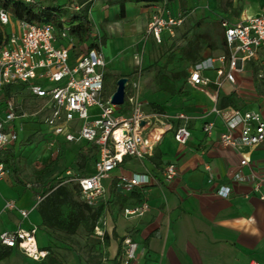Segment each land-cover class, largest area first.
Segmentation results:
<instances>
[{"label": "crops", "instance_id": "crops-1", "mask_svg": "<svg viewBox=\"0 0 264 264\" xmlns=\"http://www.w3.org/2000/svg\"><path fill=\"white\" fill-rule=\"evenodd\" d=\"M213 2H207L205 7H214L215 2ZM95 4L96 27L98 28V25L107 19L106 32L110 30L115 32V16L119 14V5L114 3L105 7L97 2ZM179 4L152 6L154 10L152 14L140 5H127L126 18L123 19L130 20L131 28L128 29L127 39L113 34L106 38L105 44L102 45L108 61L107 71L116 78V81L122 77L133 78L137 75L138 61L135 60L137 54L134 53V46L138 45L137 48L141 51L143 49L144 52L149 51L152 39L150 37L146 39L144 36H138L139 39H136L137 36H133V32L138 35L139 30L147 27L148 17L152 18L159 11H164L165 17L182 16ZM201 6L203 10L204 7ZM233 6L232 4L231 7ZM190 8L191 4L188 0L187 9ZM263 9L264 0H243V7L237 17L223 20L236 24L244 16L258 15ZM111 12L116 14L112 15ZM212 22L214 24L216 21ZM221 23L222 21L220 25ZM179 29L176 28L172 34L166 32L164 37L170 35L179 38ZM112 38H116L114 40L116 47L111 50L115 51V54H111L109 50ZM180 38V43L184 42L185 45L175 51V57L162 61L161 68L154 66L153 61L147 60L138 78L145 111L160 112L170 116L186 113L193 117L190 123L191 138L185 145H181L174 139V130L169 131L156 147L154 157L143 160L126 157L124 162L112 172L111 177L104 182L105 200L95 206L96 209L102 208L97 227L103 232V236L107 235L109 238V246L102 247L103 264H124L126 240L138 244L136 260L132 264H264V200L260 198V194H264V186L261 191H255L258 179H264V142L254 147L239 146L237 149L221 145L220 135L225 130L224 123L220 117L211 114L213 103L206 94V90L217 92L219 106L226 111L252 108L264 115V95L260 91L261 80L256 78L254 67L248 65L244 72L238 75L235 85L223 80L219 88L214 84L207 89L193 86L188 81L193 65L207 59H218L227 52L226 45L222 43V38L225 39L224 32L218 33L211 25V28H204L200 35L192 29L186 35L182 34ZM105 47L108 49L106 50ZM186 51L190 52L189 56H196L197 60L193 62L185 59ZM220 66L217 60L215 68L205 71L203 75L213 82L218 80L217 69ZM162 75L169 77L178 75L175 81L177 95L160 91L158 81ZM1 108L0 115L3 116ZM206 122H213L215 125L211 135L203 131ZM172 124L177 128L181 122L173 120ZM14 125L19 137L20 133L26 132L27 129L32 131L26 135L24 141L18 140L1 154L6 166L8 164L5 159H10L11 155L18 165L19 156L27 157L38 151L33 142L39 129L37 120L20 119ZM238 136V132H235V139H238ZM41 139L44 148L38 153L39 157L49 152L46 150L49 148L47 139L42 134ZM80 148L84 149V154L90 151L94 153L91 161L81 165L83 171L87 173L79 177L82 178L94 172V163L98 158L97 149L87 143H67L63 138H58L55 147L58 153ZM245 158L249 163L242 166L241 161ZM169 164H176L178 176L166 182L164 171ZM207 167L213 173V180L209 178ZM7 169L8 175L0 182L5 183L6 190V193L0 190L2 195L0 234L14 231L21 226L37 227L38 244L49 252V256L42 263L33 261L34 263L87 264L83 252V249H86L85 245H91L92 241H98L103 236L88 237L84 228H80L74 236L51 230L43 226L38 206L31 211L27 219H22L15 212H2L8 200H15L22 209L31 210L39 198L36 197V192L30 191V188L25 190L21 188L22 185L14 186L10 178L9 166ZM136 174H147L151 177L148 186L134 190L141 195L142 201L148 202L149 210L142 217L127 218L123 215V209L140 202L131 198L133 192L126 193L117 189L116 182L121 175ZM221 187L231 189L229 197L223 198L217 194ZM118 196L127 199L125 205L112 207ZM5 250H10L12 255L21 254L18 250L0 247V252ZM119 253H122L121 257Z\"/></svg>", "mask_w": 264, "mask_h": 264}, {"label": "built area", "instance_id": "built-area-1", "mask_svg": "<svg viewBox=\"0 0 264 264\" xmlns=\"http://www.w3.org/2000/svg\"><path fill=\"white\" fill-rule=\"evenodd\" d=\"M71 8L76 11L79 9L77 5ZM0 22L8 28V36L0 45V108L4 113L0 115V182L9 173L1 154L19 140L14 124L27 116L19 114L13 94V91L20 89L27 91L34 100L43 102L47 116L42 124L46 131L40 127L38 131L47 139L49 149L58 153L55 149L58 138H63L67 143H87L97 149L94 172L90 176L72 180L79 186L81 200L91 207L105 200L104 182L126 157L136 160L154 157L156 147L172 130L178 144L185 145L191 138L190 123L193 117L186 113L170 116L145 111L138 78L141 69L135 77L127 78L124 104L113 105V94L109 95L106 88L108 61L102 45L95 49L85 45L79 47L78 41L71 35L72 26L67 21L62 20L59 30L53 24L38 25L26 20L12 22L10 14L1 9ZM183 22L181 15L165 17L164 11H159L151 18L148 33L157 43H162L165 33L172 34ZM221 26L227 52L218 59L194 64L188 81L195 87L206 89L211 84L221 87L223 80L235 85L238 75L248 65L254 67L258 80H264V9L258 15L244 16L236 24L223 20ZM217 60L221 64L217 69L219 78L213 82L203 73L214 69ZM137 65L140 66L139 63ZM17 86L21 88H15ZM8 89L12 90L9 95ZM206 94L213 103L211 114L220 117L224 123L225 130L220 135L221 145L237 149L239 146L254 147L264 142L262 113L252 109L226 111L219 106L217 92L206 90ZM173 120H179L180 126L173 127ZM214 130L213 122L203 125L207 135H211ZM235 132L239 134L238 139L234 137ZM248 163L246 158L241 161L242 166ZM207 171L210 180H213L209 167ZM177 176L176 164H169L164 171L165 181L170 182ZM150 178L147 174L121 175L116 187L132 193L148 186ZM263 186L264 179H258L255 191H261ZM28 188H31L30 185ZM230 192V188L221 187L217 194L227 198ZM260 198L264 200V194L261 193ZM41 200L39 197L31 210L22 209L15 200H8L2 212H15L22 219H27ZM148 210V202L143 200L125 207L123 215L127 218L142 217ZM95 235L102 237L103 232L96 227ZM37 236V227L21 226L0 234V247L18 250L24 257L42 263L48 258L49 252L39 246ZM125 244L123 263L132 264L136 260L138 244L131 240H126Z\"/></svg>", "mask_w": 264, "mask_h": 264}, {"label": "trees", "instance_id": "trees-1", "mask_svg": "<svg viewBox=\"0 0 264 264\" xmlns=\"http://www.w3.org/2000/svg\"><path fill=\"white\" fill-rule=\"evenodd\" d=\"M37 0L35 3H26L24 0H0V10H6L11 17V21L26 20L34 24H53L58 30L62 27V20L67 21L72 26L71 35L78 41L79 47L87 46L89 49L99 48L101 41L94 36V21L91 16L93 0ZM180 3L181 14L187 15L188 0H178ZM119 5V16L121 19L126 18V8L128 4H137L142 7L157 6L168 4L169 0H116ZM77 5L76 11L71 8ZM231 7L232 3H228ZM7 27L0 22V45L8 36ZM164 37V36H163ZM105 41V39H104ZM223 45L226 41L222 38ZM194 51V50H193ZM191 52V54L193 53ZM190 52L184 53V58L190 61H196V56H189ZM178 75H162L159 78L158 86L160 91L177 95L175 81ZM119 79H117L118 81ZM117 86L114 88L116 91ZM12 90L8 89L7 95ZM10 169V178L14 186H21L20 169L16 164L15 158L11 155L10 159H5ZM54 167V162H49L44 169L36 172V177L42 180L44 175L49 173ZM36 197L42 200L38 205V212L42 219L43 226L64 233L67 236H74L80 228H84L88 237L95 236V228L101 214L102 208H95L87 205L81 200L78 184L74 185L73 181L58 182L52 181L43 185L40 191L35 193ZM131 198L138 202L142 201L141 195L133 192ZM127 199L118 196L113 202L114 205L123 207ZM109 238L104 235L98 241H92L91 245H85L83 252L86 256L87 264H103L104 252L102 247H108ZM104 244V245H103ZM85 250V251H84ZM10 250L0 252V262L11 257ZM122 253H119L121 257ZM117 260L114 261L116 263Z\"/></svg>", "mask_w": 264, "mask_h": 264}, {"label": "rangeland", "instance_id": "rangeland-1", "mask_svg": "<svg viewBox=\"0 0 264 264\" xmlns=\"http://www.w3.org/2000/svg\"><path fill=\"white\" fill-rule=\"evenodd\" d=\"M65 0H61L60 2L63 3ZM191 4V8L188 9L187 15L183 16L185 18L184 25L182 27H179L178 30L180 33L179 38L172 37L170 35L165 36L162 39V43H157L153 37L148 33L149 24L151 21V16L148 17V24L146 28H143L142 30L138 31V35L133 32V36H137L136 39H139V37L144 36V38L147 39V37H150L152 39L151 44H149V51H145L144 49L141 51L139 50L138 45L134 46V53L137 54V58L135 57V60L138 61L140 66H137V71L139 69L144 68V63L147 62V60L153 61L154 66L161 68V62L167 61L169 57H175V51L179 47H183L184 42L181 44L180 40L183 35H186L189 31L192 29L195 30V33H200L203 31V29L209 27L211 28V25H213L217 32L220 34H223L224 30L220 25V22L223 21L224 18L231 20L233 17H237L238 12L241 11L243 7V0H189ZM215 2L214 7H205L207 2ZM100 3L103 6L112 5L116 2V0H93V7L91 10V16L94 21V8L95 3ZM213 2V3H214ZM179 4L178 0H169V4ZM228 3H232L234 6L230 7ZM202 5V6H201ZM204 5V6H203ZM105 6V7H106ZM201 7H204L203 10H201ZM213 6V4H212ZM180 7V4H179ZM152 6L145 7L144 9H148L150 11V14L154 12L152 9ZM200 8V9H199ZM221 10H224L221 11ZM202 11V12H200ZM112 15L116 14L115 12H111ZM125 19V18H124ZM133 19V18H132ZM115 28L116 31L110 30V34H108L106 31H108L107 27V19H104L99 27H96L95 21V27H94V36H96L99 41H101V45H104L105 41L104 39L108 38L111 35H115L119 38L127 39V34L129 33L128 29L131 28L129 26L130 20H123L120 18L119 14L115 16ZM216 21L213 22L212 21ZM114 22V21H113ZM101 35V36H100ZM139 36V37H138ZM187 38V37H186ZM116 38L111 39V46H109V50L111 54H115V51H111L112 49L116 47L115 40ZM187 40V39H185ZM150 43V42H149ZM181 45H180V44ZM59 45V44H58ZM57 45V46H58ZM106 50L108 47H105ZM145 48V47H144ZM136 49V50H135ZM261 93L264 95V80H261ZM117 86V81L114 76L111 75V73L107 74V82H106V88L108 90V94L112 95L114 93V88ZM15 88L20 89V86H17ZM16 104L18 106V112L19 114H26V118H31L37 120V127L39 126L43 131H46L45 126L42 124L44 122L45 117L47 116V111L43 109V102L41 101H35L27 91L25 90H18L13 91ZM252 109V108H251ZM255 111H258L257 109H252ZM38 129V128H37ZM32 131V130H31ZM30 129H27L26 132H21L19 137V142L24 141L26 138V135L31 132ZM39 132V131H38ZM36 133V135L33 138V142L36 144V151L37 153L34 154V152L31 155H28L27 157L19 156L18 158V165L20 169V177L22 181L21 188H25V190L28 189V185H30V191L32 192H39L41 187L45 185L46 183L52 181L53 179L57 180L58 182L63 181H69L73 179H77L83 175H86L87 173L83 171L82 164L86 161H91L92 157H94V153L91 151L88 154H84V149H77V150H66L61 151L59 153H55V151L47 152L45 155H42L41 157L38 156V153L42 151V148H44L43 143L41 142V134ZM29 143V142H28ZM36 155V156H34ZM54 162V167L52 170L44 175L42 180H39L36 177V172L44 169V167L49 162ZM10 180V178H9ZM74 185L76 186V182L73 181ZM5 183H0V190L3 193H6ZM11 185L12 182H11ZM0 192V198L2 197ZM3 264H36L33 261L25 258L21 254H13L11 258L4 261Z\"/></svg>", "mask_w": 264, "mask_h": 264}, {"label": "water", "instance_id": "water-1", "mask_svg": "<svg viewBox=\"0 0 264 264\" xmlns=\"http://www.w3.org/2000/svg\"><path fill=\"white\" fill-rule=\"evenodd\" d=\"M128 79L122 77L117 81L116 91L111 96V103L115 106H122L125 102V88L127 85Z\"/></svg>", "mask_w": 264, "mask_h": 264}]
</instances>
